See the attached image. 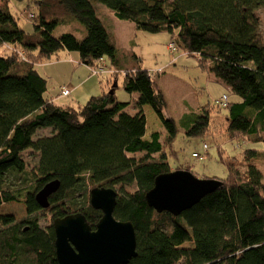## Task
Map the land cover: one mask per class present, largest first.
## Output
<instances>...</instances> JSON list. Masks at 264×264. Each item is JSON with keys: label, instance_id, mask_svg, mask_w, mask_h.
I'll return each instance as SVG.
<instances>
[{"label": "trees", "instance_id": "1", "mask_svg": "<svg viewBox=\"0 0 264 264\" xmlns=\"http://www.w3.org/2000/svg\"><path fill=\"white\" fill-rule=\"evenodd\" d=\"M11 1L0 0V264H59L53 226L41 227L35 216L45 211L36 194L53 181L60 182L48 209L54 220L80 212L93 230L103 215L90 205L91 190L118 188L114 216L131 222L137 235L138 255L129 264H264V176L253 164L264 158V152L247 150L245 170L229 163L227 178L217 179L222 186L182 215L156 212L145 196L159 175L173 171L164 143L171 145L177 134L175 121L164 117L167 102L158 83L140 65L122 73L124 90L138 94L136 115L125 111L128 104L117 101L113 87L84 105L58 104L55 98L63 97V90L46 98L48 80L37 66L62 51L78 53L91 74L92 68H107L105 58L116 65L112 34L91 0H33L41 14L37 18L27 12L35 22L30 33L11 12ZM94 1L140 31L176 33L178 46L198 57L201 66L240 98L225 107L218 99L225 113L211 115L203 109L187 132L189 137L226 132L230 139L264 144V39L259 13L264 0ZM72 17L85 25L87 36L55 37L54 28ZM144 106L155 111L170 138L154 132L145 140ZM40 130L51 132L36 137ZM27 152L33 166L25 159ZM181 170L192 172L187 167ZM14 202L24 203L31 218L16 222L2 214V207Z\"/></svg>", "mask_w": 264, "mask_h": 264}, {"label": "rangeland", "instance_id": "2", "mask_svg": "<svg viewBox=\"0 0 264 264\" xmlns=\"http://www.w3.org/2000/svg\"><path fill=\"white\" fill-rule=\"evenodd\" d=\"M91 2L96 9L98 18L112 34L117 49V64L113 65L109 58H105V62H107L105 73L91 76V73L83 69V74L80 72L74 74L75 69L80 68V66H78L79 63L76 65L73 57L76 60L79 54L62 51L59 57L57 55L44 65L37 66L38 71L48 80L46 98L57 97L61 94V90L72 91L73 87L80 84L81 87L75 93L76 96L63 97L60 101L57 100V103L64 106H76L74 100L76 97L81 101L79 104L84 105L90 97L100 95L103 91L110 92L117 80L118 86L115 89L117 101L127 103L128 106L125 111L131 115H136L138 111L136 104L139 97L137 93L130 94L124 90L125 78L122 73L140 65L149 72H154L152 78L158 83L167 102V106L163 110L164 117L165 119H173L176 124L177 134L173 143L171 145L168 144L169 141L164 143L168 163L173 171L187 167L197 177L225 179L229 173V163H236L241 170L247 168L248 162L245 159L247 150L255 149L260 153L264 152L262 142L230 139L226 132L221 135L215 134L214 137H189L187 132L193 127L197 116L203 114V109L209 110L211 115L218 113V111L225 113L226 109L218 107V99L228 95L229 101L232 103L239 101L240 98L234 95L228 86L217 79L208 68L201 66L198 57L188 55L183 48L178 46L176 33L172 34L166 30L157 33L140 31L133 22L117 18L115 13L105 5L94 0ZM10 9L26 32L34 31L35 22L28 19L27 12H31L39 18L41 10L33 0H12ZM259 13L261 33L264 39V7L259 10ZM66 33L74 34L79 40H83L87 36V29L85 25L72 17L57 25L53 30L55 37ZM172 42L177 46L176 52L171 51L168 47ZM108 70H112V72ZM90 76L92 82L88 86L84 85L85 79ZM93 84L96 85L93 86ZM101 86H103L102 92L99 90ZM87 88L91 93L88 100ZM145 114L150 128L149 133L152 131L151 128L155 127L162 133L163 139L170 138L171 133L151 107L148 106ZM50 132V130H40L36 137L48 136ZM261 135L264 136L263 133ZM216 139L220 140L217 142ZM205 144L209 146L208 150L204 149ZM193 153H199L204 159L193 157ZM206 153L208 154L206 155ZM28 154L29 152L25 153V159L33 166L34 161L30 156H27ZM253 164L259 168L264 176V158L260 156L254 160ZM116 190L119 191L118 188ZM50 211L45 209V211L35 214L43 228L53 226L54 218ZM1 212L4 215L12 216L16 222H23L31 218L24 203L5 204ZM171 225L170 222L167 228L170 229ZM22 226L25 227L26 224H22ZM1 228L2 225L0 224Z\"/></svg>", "mask_w": 264, "mask_h": 264}, {"label": "water", "instance_id": "3", "mask_svg": "<svg viewBox=\"0 0 264 264\" xmlns=\"http://www.w3.org/2000/svg\"><path fill=\"white\" fill-rule=\"evenodd\" d=\"M118 84H114L111 93ZM217 179L199 178L187 170L161 174L146 194L147 205L158 213L178 217L222 186ZM60 182L47 184L36 194L42 209L51 206L50 197L58 192ZM118 193L113 188L97 187L90 192V205L102 212L93 230L86 216L77 212L53 222L55 249L59 264H129L137 257V235L131 222L114 216Z\"/></svg>", "mask_w": 264, "mask_h": 264}, {"label": "crops", "instance_id": "4", "mask_svg": "<svg viewBox=\"0 0 264 264\" xmlns=\"http://www.w3.org/2000/svg\"><path fill=\"white\" fill-rule=\"evenodd\" d=\"M73 61L76 63V65H77V63H79L78 64V66H80V68H76L75 69V72H74V74L75 73H77V72H80V73H84V71H83V69H85V70H87L89 73H90V70H89V67L88 66H86V65H84V64H81L80 62H79V56H78V58L75 60V58L73 57ZM71 63H73V62H71ZM106 64H107V62H106ZM82 67V68H81ZM91 76H95V75H91ZM91 76L88 78H86L85 79V84L84 85H89V83H91L92 82V79H91ZM124 76V75H123ZM97 83V82H96ZM94 85H96V84H93V86ZM101 85V84H100ZM80 84H78V85H76L75 87H73V89H72V91H71V95H75V93H77V91L80 89ZM99 89V88H98ZM87 99L90 97V91H89V89L87 88ZM99 90H101V92L103 91V86H101V88L99 89ZM76 96V95H75ZM61 99H63V97H61V96H58L57 98H55V101L57 102V100L58 101H60ZM74 100H75V103L76 104H78L79 102H81V101H79L78 100V98H76V97H74ZM143 109H144V111L145 112H147V110H148V106H144L143 107ZM147 123H148V119H147ZM150 128H149V126L147 125V132H146V135H145V140H149L150 139V137H151V134L152 133H154V132H159L157 129H155V127H153V128H151V133H149L148 132V130H149ZM199 177V176H198ZM199 178H204V177H199Z\"/></svg>", "mask_w": 264, "mask_h": 264}, {"label": "built area", "instance_id": "5", "mask_svg": "<svg viewBox=\"0 0 264 264\" xmlns=\"http://www.w3.org/2000/svg\"><path fill=\"white\" fill-rule=\"evenodd\" d=\"M168 47L173 52H176L178 50L176 44L173 43V42L170 43ZM159 71L161 72V70H159ZM105 72H106V69L103 66H101L99 68H96V69H93L92 68V75H100V74L105 73ZM153 73L154 72H151L150 71L149 72V75L152 76ZM69 94H70V92L67 89L63 90V92H62V96L63 97L69 96ZM219 100H220V102H219L220 104L219 105H222L223 107H225L226 104L229 101V97L227 95H224ZM204 149L207 150L208 149V146L207 145H204ZM193 157H195V158H201L202 160L204 159V157H201V155L199 153H193Z\"/></svg>", "mask_w": 264, "mask_h": 264}]
</instances>
